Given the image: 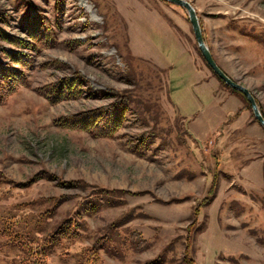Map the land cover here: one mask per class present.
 <instances>
[{"label":"rangeland","instance_id":"obj_1","mask_svg":"<svg viewBox=\"0 0 264 264\" xmlns=\"http://www.w3.org/2000/svg\"><path fill=\"white\" fill-rule=\"evenodd\" d=\"M187 1L218 66L264 111V0ZM0 29L34 42L18 49L27 83L0 103V230L12 222L37 246L71 217L76 237L61 238L48 264H185L193 205L217 174L216 196L191 227L189 256L196 264H264V127L205 64L184 8L0 0ZM0 59L11 65L1 51ZM76 74L85 79L80 96L51 102L42 94ZM117 93L130 103L113 134L62 124ZM22 258L0 235V264Z\"/></svg>","mask_w":264,"mask_h":264},{"label":"trees","instance_id":"obj_2","mask_svg":"<svg viewBox=\"0 0 264 264\" xmlns=\"http://www.w3.org/2000/svg\"><path fill=\"white\" fill-rule=\"evenodd\" d=\"M165 1V0H162ZM167 2V1H165ZM170 3V2H167ZM36 27L29 25L28 36L30 38H37L39 36V31ZM0 41L5 42L11 46V49H6L0 44V51L5 58H7L11 65H4L0 59V103L4 102L11 94L16 92V90L27 83V77L24 73L23 68L27 66L26 56L21 53L18 49H30L33 46L30 40L20 38L13 34L7 33L0 29ZM199 51V49H198ZM201 56V53L199 51ZM203 59V57L201 56ZM204 60V59H203ZM205 62V60H204ZM207 65V63L205 62ZM208 66V65H207ZM209 67V66H208ZM211 70V68L209 67ZM212 71V70H211ZM216 76V74L212 71ZM216 78L228 87L232 92L242 95L247 103V107L250 108L248 101L245 96L237 90L229 87L224 81H222L218 76ZM85 85V79L83 76L76 74L73 78H62L56 84L52 85L51 88L45 86L41 88L42 94L45 95L49 101L57 102L62 99L65 94L78 97L83 92V87ZM111 92H105L103 97H110ZM130 95L128 94H118L115 98L108 104L101 105L91 109H85L72 114L69 117L63 118L62 124L68 127L81 128L83 130L92 131L97 136H109L118 130L125 120L126 111L128 109V104L130 103ZM256 100V99H255ZM257 102V101H256ZM259 109L264 116V111L257 102ZM241 110L235 112L237 115ZM263 127V126H262ZM218 187V175L213 174L206 190L205 195L198 200L197 203L193 205V222L187 228V234L185 238V248L183 252V262L185 264H196V261L190 255V230L191 227L196 222L197 214L200 209L204 206L209 205L216 196V191ZM77 222L71 217L64 218L61 220L54 229L44 237L43 241L37 245H32V240L30 234L27 230L19 231L14 228L12 222H5L2 229L0 230V235L6 237L12 244L17 246L22 254L23 258L18 264H48L46 258L51 251L52 247L61 240V238H73L77 234ZM201 228V227H200ZM199 229V228H198ZM94 247L91 249V256L89 259L96 260ZM159 259L150 261L148 264H157Z\"/></svg>","mask_w":264,"mask_h":264},{"label":"water","instance_id":"obj_3","mask_svg":"<svg viewBox=\"0 0 264 264\" xmlns=\"http://www.w3.org/2000/svg\"><path fill=\"white\" fill-rule=\"evenodd\" d=\"M167 2L173 3L175 5H178L182 8H184L188 14V19L192 27V32L194 35V38L196 40L198 49L201 53V56L207 63V65L211 68V70L218 76L222 81H224L229 87H231L234 90L239 91L242 93L246 100L248 101L250 108L252 110V113L257 120V122L264 127V116L262 115L257 102L252 95V93L249 91L248 88L243 86L242 84L234 81L231 79L216 63L214 60L209 48L207 47L203 35H202V30L200 27L199 19L196 14V11L194 7L191 5L190 2L187 0H165Z\"/></svg>","mask_w":264,"mask_h":264}]
</instances>
